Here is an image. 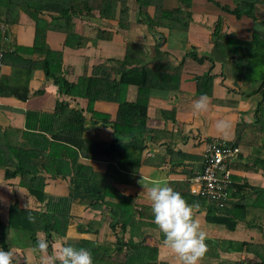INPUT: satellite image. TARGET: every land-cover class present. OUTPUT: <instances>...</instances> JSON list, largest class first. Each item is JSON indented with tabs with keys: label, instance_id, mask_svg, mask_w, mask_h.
<instances>
[{
	"label": "crops",
	"instance_id": "0c3cea01",
	"mask_svg": "<svg viewBox=\"0 0 264 264\" xmlns=\"http://www.w3.org/2000/svg\"><path fill=\"white\" fill-rule=\"evenodd\" d=\"M44 2L0 0V19L5 22V28L0 29L4 51L0 220L7 224L8 209L14 202L20 208L52 212L57 199L67 197L65 233L36 232V236H47L49 254L58 243L81 240L111 251L118 241L133 237L157 247L158 261L178 264L175 255L162 245L163 234L153 222L141 185L159 178L189 204L199 205L197 215L206 238L263 244L264 193H257L264 191V124L255 123L254 111L264 98V89H258L264 64L240 79L232 48L237 40L253 37L264 48V0H150L146 7L150 17L157 16V4L181 11L176 15L181 22L184 17L180 16L187 13L184 30L148 24L138 13L136 0H127L125 27L118 22L120 2L115 5L114 17H102L95 9L73 15L70 21L59 11L62 1ZM251 2L253 14L247 12ZM49 4V9L41 8ZM128 44L133 47L127 66L152 68L161 63L162 67L156 69L146 106L148 131L140 140L138 135H120L108 149L119 104L97 99L90 109L88 98L80 91L86 88L85 79L93 75L95 66H118ZM192 53L202 59L198 61ZM206 73L212 77L209 109L197 113L193 104L202 94L197 93L196 77ZM111 79L118 80L119 74L113 73ZM137 91L136 84H128L120 97L133 102ZM224 118L231 127L220 133L214 125ZM239 122L249 126L243 131L238 144L241 152L232 161L231 170L234 182L246 185L247 209L245 220L230 229L206 220L207 209L190 191V178L202 169L201 154L207 140L220 137L233 141ZM123 130L136 131L135 122L124 125ZM83 140L103 143L98 153L103 157L82 155L78 144ZM82 146L89 152L84 142ZM8 171L16 174L7 176ZM6 243L5 251L14 252L13 264H40V254L31 251L35 245L25 229L7 225ZM217 252L218 256L204 255L199 264H232L240 259L243 264H255L258 260L245 250L217 246Z\"/></svg>",
	"mask_w": 264,
	"mask_h": 264
},
{
	"label": "trees",
	"instance_id": "16d2710c",
	"mask_svg": "<svg viewBox=\"0 0 264 264\" xmlns=\"http://www.w3.org/2000/svg\"><path fill=\"white\" fill-rule=\"evenodd\" d=\"M50 0H46L45 3H50ZM64 3V6L59 9L62 16H66V21L73 15L92 13V10L97 9L99 15L102 17H111L114 15V8L117 2H120L119 19L120 26L125 27L128 23V3L127 0H60ZM138 4V13L142 16V20L148 24H159L167 27H180L181 29L187 28L186 19L188 14L184 12L183 22L178 20L177 14H181V11L167 10L162 8L160 5H156L157 16L150 17L147 13L146 7L150 0H136ZM249 13H252L253 2L249 3ZM35 7V6H34ZM32 5V8H34ZM51 5L43 6L41 8L49 9ZM241 9L245 7L240 6ZM239 9V10H241ZM37 10V9H36ZM111 10V11H110ZM160 11V13H159ZM163 13V14H162ZM37 14V13H36ZM160 14V15H159ZM164 17L161 20V17ZM167 19V21H163ZM237 45L232 48L237 56V68L238 78L245 79L251 74L254 68L258 64H264V48L257 42L256 38H252L248 41L237 40ZM133 45L128 44L126 55L122 61L119 62L118 66L100 64L93 68V75L86 78L85 89L81 90L80 93L88 98L90 109L92 103L97 99H107L117 101L118 111L112 127L114 129V139L107 146L114 147L118 141L120 135H131L139 136V140L143 134L148 131L145 125L146 120V106L148 97L151 92L154 83L152 81L156 74V69L161 68V63H156L154 67H146L144 65L129 67L131 59L129 57V49ZM192 55L200 61L202 58L197 57L194 53ZM180 71L179 65L176 67ZM113 73L119 74V79H111ZM101 74V75H98ZM128 84H136L138 91L136 100L126 101L120 97V91L125 89ZM196 89L198 94L211 95L212 92V77L206 73L196 77ZM258 89H264V75L261 77L260 85ZM69 91L68 89H65ZM61 106V104H60ZM59 108V104H58ZM255 123L261 122L264 124V98H262L256 105L255 111ZM81 120H83L81 118ZM136 124V131L124 132L123 126H130L132 123ZM249 124L239 122L235 128V138L230 141L236 145L242 140V134ZM84 147H88L87 151H83ZM78 147L81 149L82 155L90 158L103 157L98 154L102 150L103 143L94 140H83ZM16 172H7L6 175H14ZM233 180V177H232ZM186 184V182H182ZM245 184H239L232 182L230 187V198L227 201L218 203L212 200L202 198L196 195L195 199L203 204L206 209V220L210 222H218L225 224L228 228L232 229L238 221L245 220L246 209H247V194L245 190ZM31 192H34L32 189ZM264 191H260L257 194L263 195ZM205 201V202H204ZM58 206L52 212H38L31 209L20 208L14 202L9 206L8 209V222L4 224L0 220V244L4 250H7L6 243V227L11 225L25 229L30 238V243L36 245V232L38 230L46 231L48 234L54 231L58 234H64L69 223V198L62 197L57 199ZM240 205V206H239ZM244 205V206H243ZM230 213V214H229ZM35 217V223L29 221V216ZM37 228V229H36ZM205 243L207 244L208 251L205 255L218 256L217 246L221 249L225 247L227 249H233L236 251H247L255 254L258 260L255 264H264V243L258 244L249 241H227L217 240L214 241L210 238H206ZM66 244H71L76 247H84L89 249L92 253L93 264H166L163 261H158V249L155 246H147L141 241H136L133 237L127 241H118L115 248L111 251L105 247L98 245L96 242L89 240H81L78 242L68 241ZM22 264V263H21ZM227 264V263H225ZM232 264H243V261L236 260Z\"/></svg>",
	"mask_w": 264,
	"mask_h": 264
},
{
	"label": "clouds",
	"instance_id": "9594fccd",
	"mask_svg": "<svg viewBox=\"0 0 264 264\" xmlns=\"http://www.w3.org/2000/svg\"><path fill=\"white\" fill-rule=\"evenodd\" d=\"M209 97L200 96L193 104L197 113L209 109ZM220 132H226L231 123L228 119H218L214 125ZM150 203L154 224L163 234L162 245L177 258L178 264H199L208 251L206 232L203 231L197 215L198 204H189L180 192L163 179H152L141 184ZM35 223V217L29 216ZM49 240L43 233L38 234L36 245L31 250L40 254V264H93L92 253L84 247L58 243L49 254ZM14 252L0 249V264H13Z\"/></svg>",
	"mask_w": 264,
	"mask_h": 264
},
{
	"label": "built area",
	"instance_id": "2783aa9c",
	"mask_svg": "<svg viewBox=\"0 0 264 264\" xmlns=\"http://www.w3.org/2000/svg\"><path fill=\"white\" fill-rule=\"evenodd\" d=\"M5 22L0 19V29ZM4 51L0 46V81ZM241 152L240 146L220 137H211L202 151V169L190 178V191L202 198L218 203L230 198L233 182L231 163Z\"/></svg>",
	"mask_w": 264,
	"mask_h": 264
},
{
	"label": "bare ground",
	"instance_id": "6f19581e",
	"mask_svg": "<svg viewBox=\"0 0 264 264\" xmlns=\"http://www.w3.org/2000/svg\"><path fill=\"white\" fill-rule=\"evenodd\" d=\"M193 174V173H192ZM181 183V182H180ZM189 183V182H188ZM205 202V201H204ZM203 205V204H202ZM240 206V205H239ZM244 206V205H243ZM230 214V213H229ZM37 229V228H36ZM43 230V229H42Z\"/></svg>",
	"mask_w": 264,
	"mask_h": 264
}]
</instances>
